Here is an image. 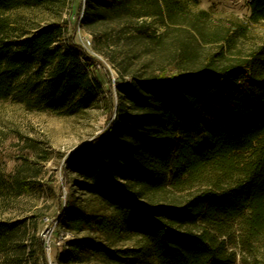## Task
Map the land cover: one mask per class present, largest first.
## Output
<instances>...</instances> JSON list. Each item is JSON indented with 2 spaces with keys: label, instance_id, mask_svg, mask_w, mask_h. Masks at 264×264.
Returning <instances> with one entry per match:
<instances>
[{
  "label": "trees",
  "instance_id": "16d2710c",
  "mask_svg": "<svg viewBox=\"0 0 264 264\" xmlns=\"http://www.w3.org/2000/svg\"><path fill=\"white\" fill-rule=\"evenodd\" d=\"M244 1L249 22H264V0ZM68 2L0 0V101L72 116L102 97L108 114L65 158L55 230L73 237L53 264H237L239 253L242 264H264V42L200 64L178 54L120 76L114 96L93 74L98 59L78 29L99 43L101 25L192 10L181 0H80L71 24L62 18ZM22 9L45 17L13 14ZM26 227V264H50L39 226ZM16 230L0 220V251Z\"/></svg>",
  "mask_w": 264,
  "mask_h": 264
},
{
  "label": "rangeland",
  "instance_id": "374dc122",
  "mask_svg": "<svg viewBox=\"0 0 264 264\" xmlns=\"http://www.w3.org/2000/svg\"><path fill=\"white\" fill-rule=\"evenodd\" d=\"M181 1L192 10L189 15H182L180 7L173 18L164 11L154 14L150 10L149 15L101 25L99 29L105 30V36L99 43L92 30L78 29L76 40L82 44L83 37L90 38L91 48L98 54L93 74L105 88H112L114 96L120 76L128 78L132 72H149L168 58L186 53L200 64L220 49L228 56L241 55L264 42V22H249L250 12L244 0ZM79 5L80 0H69L62 18L74 24ZM13 14L28 15L34 23L45 17L24 9ZM229 33L232 39L226 40ZM150 58L154 60L151 63ZM107 121L102 97L95 107L72 116L30 110L14 99L0 101V220L17 227L0 251V264H26L23 240L28 242V231L25 229L36 224L53 264L55 253L73 237L68 231L55 230L60 198L64 203L67 197L65 158L99 134ZM34 214L45 217L41 221ZM119 246H132V243ZM68 264L108 263L99 260ZM237 264H242L240 253Z\"/></svg>",
  "mask_w": 264,
  "mask_h": 264
},
{
  "label": "built area",
  "instance_id": "2783aa9c",
  "mask_svg": "<svg viewBox=\"0 0 264 264\" xmlns=\"http://www.w3.org/2000/svg\"><path fill=\"white\" fill-rule=\"evenodd\" d=\"M81 42H82V45L83 47L88 51L90 52L92 55L94 56H97V52H95L94 50H92L91 46H92V41L90 38H87V37H83L81 39Z\"/></svg>",
  "mask_w": 264,
  "mask_h": 264
}]
</instances>
